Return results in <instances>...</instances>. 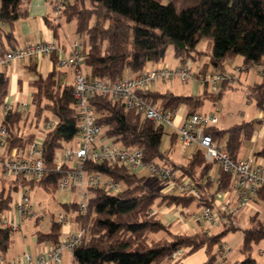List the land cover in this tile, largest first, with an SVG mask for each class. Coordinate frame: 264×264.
<instances>
[{
  "label": "trees",
  "instance_id": "trees-1",
  "mask_svg": "<svg viewBox=\"0 0 264 264\" xmlns=\"http://www.w3.org/2000/svg\"><path fill=\"white\" fill-rule=\"evenodd\" d=\"M30 0H0V55L17 47L13 34L14 24L28 16ZM63 22L74 21L75 33L82 43L83 63L90 77L114 81L125 71L136 73L148 63L160 62L169 46L174 58L183 63L197 61L206 55L205 64L223 71L225 62L240 55L245 65L255 64L264 57V0H68L62 15ZM50 22V21H49ZM51 23V22H50ZM6 26V29L3 26ZM55 29L60 26L53 25ZM208 39L209 51L197 49L198 43ZM54 64L56 57L53 56ZM205 73H201L203 75ZM34 91L32 103L36 126L43 112L56 119L54 126L45 131L40 142L41 159L45 167L39 179L18 176L11 186L0 190V215L9 207L11 192L19 186L40 187L52 194L58 182L67 175V166L56 169L54 153L64 144L74 140L79 132L78 114L72 97L73 85L61 81L60 72L53 69L45 76L39 75L31 83ZM249 98L257 106L264 105V78L249 89ZM8 94V76L0 72V107ZM221 90L214 96L219 97ZM144 100L164 110L183 104L187 114L197 112L202 102L214 94L204 91L200 95L174 94L171 91H139ZM96 123L101 127L100 137L119 143L125 148H139L145 163L157 162L170 166L188 177L199 192V197L177 191L162 192L166 183L155 180L150 185L146 175L118 162L84 163L86 173H100L119 182L120 190L111 192L102 187L87 191V213L81 215L78 201L61 204L64 218H69L84 228L81 242L72 249L75 264H166L178 249L186 255L204 249L207 259L201 264H217L216 246L230 231L237 230L231 213L224 214L216 204V195L229 189L232 174L218 167V178L210 180L209 170L214 162L204 159L200 148L193 151L191 159L178 165L169 152L161 149L162 138L167 133L163 125L142 118L133 110H126L121 100L94 95L90 98ZM23 114L18 109L2 118L7 135L2 144L3 155L9 156L20 147H27L34 135L21 132ZM45 116L42 122H47ZM254 121H243L226 129L213 126L205 128L213 140H222L224 148L233 159L238 158L242 143L254 131ZM172 133V134H171ZM170 143L178 141L171 132ZM169 134V135H170ZM172 148V147H171ZM264 159V147L255 153ZM264 207V187L257 190ZM220 211L227 218L217 233L198 230L193 233L173 232L152 213L155 204L166 203L188 207L191 203ZM242 229L240 260L230 264H262L252 256L253 245L264 238V222L252 220ZM61 223L54 218L47 233H38L39 241L55 246L59 242ZM164 232L166 237L154 239L150 234ZM12 231L0 225V253L11 241ZM173 264H182L175 262Z\"/></svg>",
  "mask_w": 264,
  "mask_h": 264
},
{
  "label": "built area",
  "instance_id": "built-area-1",
  "mask_svg": "<svg viewBox=\"0 0 264 264\" xmlns=\"http://www.w3.org/2000/svg\"><path fill=\"white\" fill-rule=\"evenodd\" d=\"M68 0H52V10L49 21L58 25L61 23L63 10ZM68 52L57 42H35L9 49L4 55H0V66L14 61L26 59H39L44 56H55V69L57 71H71L74 105L78 114L79 132L68 144H64L54 153L55 168L67 166V175L58 182L57 190H77L79 195L78 208L81 215L87 213V191L89 188L102 187L108 191L120 190L119 182L113 181L100 173H86L84 163L88 160L94 162H118L132 170L146 171L156 180H163L170 184L171 190L185 195L199 197V192L192 181L181 175L180 171H174L172 167L157 162L145 163L142 159V151L139 148H125L119 143L105 141L100 137L101 127L96 123L90 98L94 95L108 96L114 100H121L126 110H133L142 118L163 125L168 130L174 131L183 147L200 148L207 162L216 163L223 171L232 174L231 188L237 196V205L243 208L256 195L258 188L264 187V166L255 162L253 157L246 159H233L224 148L222 140L215 141L204 130L208 126L217 123V115L214 113L194 112L182 117L180 123L176 122L180 109L164 110L153 105L138 95L139 91L149 90L155 81H166L171 77H177L181 82L195 79L201 85L207 87L212 93H218L223 83H232L233 76L227 71L212 70L203 75L198 69L192 67L191 61L181 63L175 69L165 66L144 68L131 75H123L114 81L100 77H90L83 63L81 40L73 39L68 44ZM26 104H22L19 110H25ZM6 107L5 114L11 111ZM56 119H49L44 123L45 131L51 129ZM7 135L6 127L0 124V147ZM42 139H34L27 147L18 148L13 155L4 156L0 152L1 172L13 178L24 176L39 179L45 171L41 159L40 142ZM221 193L216 195L218 199ZM17 211L29 218L35 216L32 209L31 198L25 186L19 189V199L16 204ZM224 213H231L230 207L220 208ZM197 217L208 225V228L219 225L224 217L220 211L201 206ZM223 218V219H222ZM55 220L61 223L59 242L51 246L45 252L36 256L28 253L22 255V259L14 261L5 259L0 255V264H62L64 250H70L81 242L84 228L77 225L71 229L72 221L64 218L62 212L57 213ZM226 221V220H225ZM0 225L11 231L17 229L19 224L7 217L0 215ZM69 228L64 231V227ZM187 250L182 248L171 255L173 263L178 262ZM231 248L220 241L217 244V264H225L226 256ZM22 260V261H21ZM24 261V262H23ZM23 262V263H22Z\"/></svg>",
  "mask_w": 264,
  "mask_h": 264
},
{
  "label": "crops",
  "instance_id": "crops-1",
  "mask_svg": "<svg viewBox=\"0 0 264 264\" xmlns=\"http://www.w3.org/2000/svg\"><path fill=\"white\" fill-rule=\"evenodd\" d=\"M51 6L52 0H30L27 5L28 16L17 21L13 26V34L17 43L16 46H23L25 44L35 42L53 41L59 43L65 52L69 51V42H67L64 37V33L66 32L65 28L62 29V26L61 28L57 27L55 29L53 26L54 24L49 22L52 10ZM3 27L6 29L5 25ZM73 32L75 33V25ZM199 58V62L197 64H194L196 61H191L192 67L194 69H198L199 74L214 70L211 65L205 66L208 60L207 56H200ZM174 60L175 61H171V65H174L175 67L181 65V62L177 59ZM231 63H233V65H231ZM151 67H154L152 66V63H148L145 68L147 69ZM53 69H55L53 55L44 56L39 59L14 61L0 66V72L3 71L8 76V94L3 106L4 113L6 111V107H11L12 110H19L22 104H26L25 110H19L23 114L21 132L24 135H27L23 130L26 126L28 128L33 125L36 126V122L34 123V105L32 103V93L34 89L31 86V83L36 80L39 75L45 76ZM224 71L232 74V83H223L220 88V96L215 98L214 96L217 93H213L214 95L212 97L205 98L202 105L197 109V112L216 114L218 119L215 127L218 129H226L243 121H254V131L249 138L243 141L238 158L246 159L248 157H253L255 162L264 166V159L255 154L262 147H264V105L263 107H259L252 99L249 98L250 87L261 82L264 78V57L258 63L245 65L242 57L235 56L225 62ZM58 72H60L61 81L63 83L69 84L72 82L71 71ZM131 74L134 73H130L128 70L124 73V75ZM184 83L186 85L181 90L182 92L179 93L175 92L171 85L166 86L165 82L162 81H155L151 85L150 90L159 92L171 91L174 94L195 96L202 94L204 91H210L207 87L201 85L195 79ZM160 84L164 89H159ZM29 107L32 109V116H30L29 113L26 114ZM234 107L235 109H233ZM178 108L180 109V114L176 119V122L180 123L182 117L187 114V108L183 104L179 105ZM224 108H229L230 110H227L226 112ZM27 122H29L28 125ZM1 123L2 119L0 118V124ZM167 131L169 134L171 132L174 133V131H170L168 129ZM169 134H166L169 140L167 148H164L163 151L166 153L169 152V155L174 153L176 159L175 157H172L171 160L178 165L185 164L189 159H191L195 148L189 146L183 147L179 139L174 145H171L170 136L172 133L170 135ZM34 137L36 138L35 135ZM0 152L3 154V148L1 147ZM13 154L14 152L11 155ZM218 167L219 166L215 163L212 169L209 170L208 176L210 180H216L218 178ZM13 180V177L4 175L0 170V190L6 189V191H8ZM231 184L232 181L229 189L225 192H221V196H219L218 199L215 197L216 204L220 208L225 205L230 207V218L232 222L241 229L249 227L253 219L264 222V220L261 219L260 213H264V207L262 202L258 199L257 193L247 206L239 208L237 205V196L235 191L231 188ZM20 187L21 186H19L17 190L11 192L9 207L1 213V216L12 219L19 224L17 229L12 230L11 241L8 249L5 252L0 253V255H2L5 259L10 261H14L17 258L22 259V255L25 253L36 256L48 250L52 244L47 241H39L37 237L38 233H47L49 231L52 219L57 213L62 211L61 204L79 200H77V198H79L77 190H56V192L50 194L40 187L35 186L34 188H30L29 186H25L31 198L32 209L35 213V216L27 218L21 215L16 209ZM159 189L162 192L174 191L171 190L170 184L167 182L161 185ZM193 205L196 206V210H191L190 207ZM200 207L201 206H198L195 202L191 203L188 207L162 203L153 205L152 213L160 218L163 223L169 225L173 232L193 233L198 230L210 232V230L216 226L223 228V224L227 222V218L225 217L226 215L222 216L224 219L222 218L223 221L219 225L208 228V225L196 216V211H198ZM242 220H247L248 225H245L244 227L240 226L239 221ZM195 221L196 223H194ZM202 223H204L207 228H204ZM69 226L71 229H76L77 223L72 222ZM69 226H65L64 231H66ZM230 252L226 256L227 258L225 264L233 262V260L228 258L229 254H231ZM194 255L193 258H189V260H191L189 263H186L187 258H185V256H189L186 254L180 258L179 262L182 264H201L207 259V254L204 249L195 252ZM62 264H75L70 250H64L62 255ZM166 264H173V262L169 261Z\"/></svg>",
  "mask_w": 264,
  "mask_h": 264
},
{
  "label": "rangeland",
  "instance_id": "rangeland-1",
  "mask_svg": "<svg viewBox=\"0 0 264 264\" xmlns=\"http://www.w3.org/2000/svg\"><path fill=\"white\" fill-rule=\"evenodd\" d=\"M161 2L162 3H166L167 0H161ZM74 25H75L74 21H69V22H63L62 21L61 25L59 26V28H61L62 26H63L62 29L65 28L66 32L64 33V37H65L67 42H70L73 38H75V39L79 38V36L76 33L73 32ZM211 45H212V42L210 40L203 39V40H201L198 43L197 49L203 50V51H209L211 49ZM202 56H206V55H201V57ZM236 57H241V56L237 55ZM174 59L175 58H174V55H173V48H172V46H169L167 48V50H166L164 58L158 63H152V66H154V67H156V65L157 66H165V67H168L170 69H175L178 66L175 67L174 65H171V61H175ZM199 59L194 64H197L199 62ZM231 65H233V63H231ZM193 66H195V65H193ZM162 82H165L166 86L171 85L172 89H174V91L177 92V93L182 92L181 90L186 85L184 82H181L177 77H171V78L166 79V81H162ZM159 89L160 90L164 89L161 84L159 85ZM3 106L4 105H2L0 107V118L1 119H2L3 115L5 114L4 110H3ZM233 109H235V107ZM225 110L227 112V110H230V109L228 108V109H225ZM28 113L30 114V116L33 115L31 107H29V109L27 110L26 114H28ZM45 116H48L49 119H51V120L53 119V117L50 116L47 112H43V116H41V119H40V122H39L38 126H34L33 125L32 127H29V128L26 126L23 129L24 133L25 134H34L37 139H42V137L44 135V132H45L44 122H42V121H43ZM28 123L29 122H27V125H28ZM34 123H35V118H34ZM218 126H219V124H218ZM168 140L169 139H168L167 135H164L163 138H162V145H161V149L162 150L164 148H167ZM170 155H171V158L175 157V159H176V156H175L174 153H171ZM139 175H146L147 183L150 184V185H152L155 182V180H156L152 175H150V173H148L146 171L139 172ZM78 199H80V198H77V200ZM190 208H191V210H194L196 208V206L193 205ZM198 212H199V210L196 211V216H197ZM260 213H261V219L264 220V213L263 212H260ZM56 215H55V217H56ZM194 223H196V221ZM202 224L204 225V228H207V226L204 223H202ZM239 225L242 226V227H244L245 225H248L247 220L246 221L245 220L244 221L243 220L239 221ZM220 230H222V227L216 226V227L212 228L210 230V232L211 233H217ZM150 237L154 238V239H160L162 237H166V234L164 232H159V233H156V234H150ZM221 241L226 243V245L231 248V252H230L231 254H229V257H228L229 259H231L233 261L241 259L242 255L239 252V248H240V246L242 244V229L241 228L228 232L222 238ZM216 248H217V246H216ZM194 254L189 255V256H185V258H187V260L185 259L186 263H189L191 261V260H189V258H193L195 256ZM252 256L254 258H256L260 263L264 264V238H262L261 240H259L257 243H255L253 245Z\"/></svg>",
  "mask_w": 264,
  "mask_h": 264
}]
</instances>
